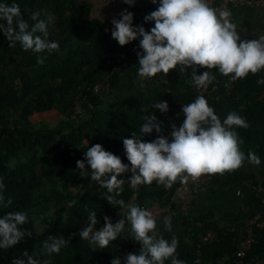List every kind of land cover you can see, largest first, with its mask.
Wrapping results in <instances>:
<instances>
[{"label":"trees","instance_id":"16d2710c","mask_svg":"<svg viewBox=\"0 0 264 264\" xmlns=\"http://www.w3.org/2000/svg\"><path fill=\"white\" fill-rule=\"evenodd\" d=\"M0 3L18 4L30 25L31 12L40 11L41 18L44 13L50 15L48 39L59 43V49L51 53L25 52L19 44L9 47L0 32V178L5 185V201L9 197L13 201L7 207L0 203V217L8 211H25L29 220L21 227L32 233L9 249H0V264L24 259L25 250L40 261L50 259L52 264H110L112 258L122 259L132 252L130 237H124L129 229L127 224L121 237L106 248L93 249L94 245L80 240L78 230L87 223L88 211L97 212L99 228L105 215L115 223L121 219L118 210H123L108 204L107 189L91 180L90 170L81 176L76 161L83 159L86 140L88 147L99 143L123 163H129L122 140L130 137L132 131L138 133L142 117L151 112L162 122L163 134L167 135L172 123L179 126L183 121L182 104L203 95L221 122L230 111L246 119L247 129H235L242 140L240 150L245 156L250 151L255 153L260 165H264V84L257 83L264 79V69L235 81L231 74L224 76L211 69L216 79L206 93H199L192 84L190 68L181 73L177 66L166 76L161 73L142 79L138 75L136 55L140 50L139 38L119 45L111 37L112 28L104 26L97 17L90 19L88 3L80 0H0ZM145 16L133 14V27L150 30L154 21L146 22ZM38 56L44 59L42 65L37 63ZM104 78L108 80L109 95L93 91L95 83ZM125 80L128 86L124 97L113 95ZM213 86L216 88L212 89ZM160 100L169 105L166 113L151 109L152 103ZM76 104L87 112L86 118L78 122L68 117ZM51 108L68 119L59 120L53 127L29 120L33 112ZM157 135L153 130L143 139L151 141ZM207 175L210 176L208 188L212 191L240 189L242 205L235 211L226 210L222 217L210 207L202 212L182 214L180 230L163 235L168 240L173 235L177 237V258L184 264H196L197 260L199 264H246L264 257V227L255 229V242L244 258L234 255L246 220L257 213L264 218V180L242 167L223 175ZM118 178L126 182L117 199L138 206L148 201L164 205L181 183L178 179L166 189L153 181L133 189L127 182V174ZM44 205H55L59 211L38 221V209ZM207 230L215 231L216 235L204 241L200 234ZM49 235L69 239L58 255L42 254L43 241Z\"/></svg>","mask_w":264,"mask_h":264},{"label":"clouds","instance_id":"9594fccd","mask_svg":"<svg viewBox=\"0 0 264 264\" xmlns=\"http://www.w3.org/2000/svg\"><path fill=\"white\" fill-rule=\"evenodd\" d=\"M132 6L135 0H122ZM156 4L157 0H152ZM103 6V5H102ZM119 19L113 18L111 37L119 45L124 46L139 38L138 75L151 78L180 67L184 73L191 69V82L197 89H205L216 77L210 71L217 69L224 76L231 74L233 81L245 78L249 73L256 74L264 69V35L257 39H241L237 25L229 19L228 10H217L209 4V0H159L158 7L144 17L154 21V26L146 31L143 26L133 27V14L127 9L120 11ZM92 13L90 12V19ZM25 19L18 4L0 3V32L4 34L9 47L17 44L25 51L33 53H51L59 49L57 41L49 37V25L52 17L40 11L30 13ZM135 50V49H134ZM37 63L44 59L37 57ZM198 68L207 70L197 72ZM257 83L264 84V79ZM161 113L169 110L166 101H154L151 109ZM183 121L177 126L172 123L167 135L163 134L160 121L151 112L142 117L143 123L139 132L132 131L130 137L122 140L127 161L107 151L99 143L87 146L83 159L76 161V168L81 176L90 170L91 180L107 189L106 201L123 211H119L121 219L115 223L104 216V224L99 223L96 211H88L87 223L78 230L80 240L87 241L96 248H106L111 241L121 237L125 225L130 227L127 235L140 244L138 253L129 252L111 259L110 264H184L177 258L178 239L175 235L165 239L157 231V220L152 212L135 203H126L117 197L124 191L125 179L133 189L140 185H150L153 181L166 189L178 179L186 182L190 177L195 179L203 174H221L241 168L247 159L251 164L259 166L260 158L253 152L247 156L240 150V139L236 128L247 129L248 122L235 111H230L221 119L209 106L203 95H198L188 104H182ZM155 130V139L145 141L143 137ZM89 167L86 168L85 165ZM5 185L0 178V203L10 206L13 201L9 197L5 201ZM239 195V192L237 193ZM118 209V208H117ZM29 216L25 211H8L0 217V249L7 250L32 233L21 226L28 223ZM162 225L165 231L172 230L171 215L164 216ZM77 233H72L75 236ZM69 239L64 236L49 235L43 241L44 255L59 254L66 247ZM24 259L15 258L13 264H52L50 259L40 261L23 252ZM199 264V261H196Z\"/></svg>","mask_w":264,"mask_h":264},{"label":"crops","instance_id":"0c3cea01","mask_svg":"<svg viewBox=\"0 0 264 264\" xmlns=\"http://www.w3.org/2000/svg\"><path fill=\"white\" fill-rule=\"evenodd\" d=\"M90 5V12L92 17L99 18L104 26L113 28L111 20L115 17L119 19V13L123 9L132 14H136L135 0L132 6H129L122 2V0H80ZM221 3V0H209V4L213 8ZM103 5V6H102ZM227 10L230 11V20L237 25V31L241 39L251 40L257 39L262 35L264 30V0H242L237 1L234 4H229ZM123 91L119 88V94ZM118 94V93H117ZM242 168H249L256 173L259 179L264 180V165L256 166L245 160ZM239 192V195L237 194ZM242 205V192L240 189H234L232 191H212L207 188L204 192L200 193L196 200L191 205V213L202 212L208 207L212 208L218 217H222L226 210H238ZM185 214L180 210H175L170 214L172 217V230L171 232L165 231L162 225V219L157 222V229L161 235L175 234L181 228V216ZM132 244V252L138 253L140 244L130 238L129 241Z\"/></svg>","mask_w":264,"mask_h":264},{"label":"built area","instance_id":"2783aa9c","mask_svg":"<svg viewBox=\"0 0 264 264\" xmlns=\"http://www.w3.org/2000/svg\"><path fill=\"white\" fill-rule=\"evenodd\" d=\"M237 1L240 2L242 0H221V3L217 6L216 9L227 10V6L229 4H234ZM134 6L137 13H143L147 15L158 7V3H152V0H137ZM262 35H264V30L262 32ZM205 70L207 69L200 68L199 72ZM215 88V86L212 87V89ZM108 89L107 78L96 82L93 86V91L95 93L103 92V95H106L108 93ZM208 89L209 85L205 89H198V92L206 93ZM73 109V112L69 116L70 120L78 122L86 118L87 112L79 104H76ZM209 180L210 176L207 174H203L199 178L195 179L190 177L186 182H181L178 186L175 187V190L170 195V200L164 205H160L156 201H148L140 206L152 212L157 222L159 221V219H161L162 216L170 214L175 210H180L183 213H188L191 209L192 202L196 200L200 193L204 192L208 188ZM127 226L130 227L128 224ZM262 227H264V218L261 217L260 213H257L252 218L246 220L242 229L243 232L240 237L237 250L234 252V255L236 257L244 258L245 253L251 248L253 242H255V229ZM215 235V231L207 230L205 233L200 234V238L206 241L215 238ZM246 264H264V257L255 259Z\"/></svg>","mask_w":264,"mask_h":264},{"label":"rangeland","instance_id":"374dc122","mask_svg":"<svg viewBox=\"0 0 264 264\" xmlns=\"http://www.w3.org/2000/svg\"><path fill=\"white\" fill-rule=\"evenodd\" d=\"M127 86H128V82L125 80V82H122L119 85V87L122 88L124 91H121V93L119 94V92L117 91L118 89H117L112 94L117 95V93H118L119 98L124 97L123 95H125V93L127 91ZM107 94L109 95L110 93L108 92ZM68 117L63 116L57 109L51 108L49 110L42 111V112H33L29 116V120L33 124H36V125L43 122V123H46L48 126L53 127V126H56L58 124L59 120H67ZM58 211L59 210H58L57 206H55V205H47V206L44 205L38 209V213L36 215V218H38V221H40L44 215L54 216L57 214Z\"/></svg>","mask_w":264,"mask_h":264}]
</instances>
